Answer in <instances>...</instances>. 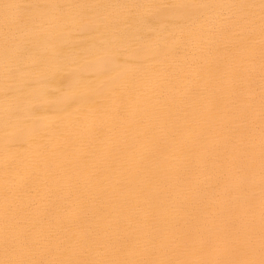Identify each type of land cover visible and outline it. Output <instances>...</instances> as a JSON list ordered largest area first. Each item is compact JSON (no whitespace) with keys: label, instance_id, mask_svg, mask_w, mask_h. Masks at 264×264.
I'll return each mask as SVG.
<instances>
[{"label":"bare ground","instance_id":"bare-ground-1","mask_svg":"<svg viewBox=\"0 0 264 264\" xmlns=\"http://www.w3.org/2000/svg\"><path fill=\"white\" fill-rule=\"evenodd\" d=\"M262 0H0V262L264 259Z\"/></svg>","mask_w":264,"mask_h":264},{"label":"snow or ice","instance_id":"snow-or-ice-1","mask_svg":"<svg viewBox=\"0 0 264 264\" xmlns=\"http://www.w3.org/2000/svg\"><path fill=\"white\" fill-rule=\"evenodd\" d=\"M261 6L264 7V0L261 2ZM0 264H29V262L25 261H2ZM52 264H56V262H52ZM227 264H240V262H227ZM245 264H254V262H245ZM260 264H264V259L260 261Z\"/></svg>","mask_w":264,"mask_h":264}]
</instances>
